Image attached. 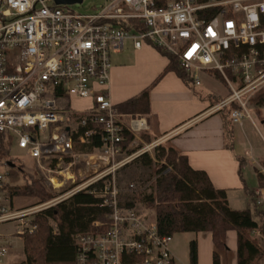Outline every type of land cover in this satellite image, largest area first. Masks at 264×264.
Returning a JSON list of instances; mask_svg holds the SVG:
<instances>
[{"label": "built area", "instance_id": "built-area-1", "mask_svg": "<svg viewBox=\"0 0 264 264\" xmlns=\"http://www.w3.org/2000/svg\"><path fill=\"white\" fill-rule=\"evenodd\" d=\"M157 1L110 0L92 14H78L54 0H0V153L3 146L9 158L13 148L23 151L49 174L50 190L58 195L18 210L9 196L18 186L10 181L8 159H0V225L22 221L13 233L0 234V264H9L10 238L35 230L26 217L86 190L110 213L74 236L75 264H178L174 237L160 236L154 221L123 205L115 177L157 146L148 144L133 155L121 146L124 131L136 139L149 131L143 117L125 124L110 97V57L122 52L126 41L134 50L146 44L175 57L196 87L201 75L218 76L228 95L205 112L229 109L232 125L242 132L244 121L251 123L262 157L246 139L241 167L264 179V134L250 114L264 91V0H172L163 7ZM78 100L84 103L80 109L73 103ZM94 136L100 150L75 153L76 144H89ZM76 161L92 173L60 196L66 183H74L69 169ZM65 162L63 174L59 168ZM135 188L128 185V191ZM253 194L255 205L263 207L264 189Z\"/></svg>", "mask_w": 264, "mask_h": 264}, {"label": "trees", "instance_id": "trees-1", "mask_svg": "<svg viewBox=\"0 0 264 264\" xmlns=\"http://www.w3.org/2000/svg\"><path fill=\"white\" fill-rule=\"evenodd\" d=\"M168 1L172 0H158L157 5L163 7ZM160 54L168 59V64L157 81L170 72L184 83L190 81L188 73L179 66L175 57ZM149 94L147 88L116 106L118 113L131 119L138 116L148 118ZM219 101H213L211 107ZM253 103L260 107L264 105V91L260 92L259 99ZM217 113L222 115L224 129L230 138L229 127L232 123L229 109ZM122 137V148L128 149L131 146L127 154H133L139 148L132 146L134 135L124 131ZM140 139L146 144L153 141L148 133L140 134ZM100 148L101 142L94 136L89 144H76L74 151L91 154ZM2 158H7V162L14 165L8 169L11 183L16 184L20 178L26 181L25 185L10 190V200L17 197L36 199V206H39L57 197V194L46 189L42 179L25 173L21 165L9 158L5 146L0 153V159ZM134 161L146 168L153 167L155 179L150 182L149 193L141 192L140 186L133 191H125L123 189L126 185L121 189L120 198H125L124 206L135 208L136 203H142L147 209L153 210L154 222L160 236L209 233L212 240V263L220 264L223 254L229 252L226 244L227 233L235 232L236 264H261L264 250L255 236L264 240V210L255 205L253 191L246 185L244 192L251 197L252 207L235 210L228 204L227 190L215 188L204 171L193 169L187 157L170 144L159 145L152 155L145 153ZM167 169L169 172L163 174ZM257 179L260 181L262 178L257 176ZM98 205L99 200L86 190L34 214L30 224L35 230L22 236L25 259L20 263L10 264H75L74 236L89 232L93 222L104 220L110 213L108 208ZM197 263V243L192 240L188 244V264Z\"/></svg>", "mask_w": 264, "mask_h": 264}, {"label": "crops", "instance_id": "crops-1", "mask_svg": "<svg viewBox=\"0 0 264 264\" xmlns=\"http://www.w3.org/2000/svg\"><path fill=\"white\" fill-rule=\"evenodd\" d=\"M135 51L141 55L140 57L144 61L148 62L149 71L139 85L130 87L126 84H120L126 73L125 67L112 68L111 65L108 89L115 108L149 88V85H154L153 97H150V116L148 118L143 117L149 127V131L146 133L150 135L152 131L155 136L161 138L173 133L168 144L185 155L193 169L204 171L215 188L227 190L229 206H231L229 194L233 191H243L249 197L244 192L246 184L242 178V170H240L245 149L241 155L235 154L233 145L228 146L227 138L229 137L224 129L222 115L217 112H205L211 107L213 101L222 100L226 94L216 93V95L211 96L210 105L206 106L201 101L195 100L192 92L177 80L173 89L163 94L164 84L173 73H167L168 75L165 74L159 81L157 80L167 66L168 59L163 56L165 62L162 65L157 54L158 51L146 44L140 50ZM122 119L125 124H128L131 118L125 115ZM254 153L256 157H262V153L261 157L257 151ZM193 240L197 243V264H213L211 234L198 233ZM226 244L229 249L227 256H230V262L222 257L220 264H236L235 232L227 233Z\"/></svg>", "mask_w": 264, "mask_h": 264}, {"label": "rangeland", "instance_id": "rangeland-1", "mask_svg": "<svg viewBox=\"0 0 264 264\" xmlns=\"http://www.w3.org/2000/svg\"><path fill=\"white\" fill-rule=\"evenodd\" d=\"M109 1L110 0H83L81 4L71 5L70 9L78 14H92L96 12L97 10H100V8ZM157 54L159 58L161 59V62L163 65L165 62L164 57L158 52ZM140 56L141 55L137 53V51H135L131 47L130 41L125 42V48L123 49L121 53L111 55L110 62H111L112 68L124 66L126 69V73L124 75V78L120 81V84H126L130 87H135L136 85H139L143 81L144 77L146 78V74L149 71V69L147 68L148 62L144 61L143 58ZM139 63H140V66H138ZM176 80L180 82L182 85H184L185 87H187L192 92L193 96L195 97V100L201 101L206 106L210 105L211 96L216 95V93L226 94L225 97L228 95V91H227L225 84L214 73H213V76L201 75V86H198V87H195L191 80L184 83L181 79H179L173 73L170 75V77H168L167 82L164 84L163 94L168 93L173 89V86L176 84ZM153 88H154V85H149L148 89L150 92L149 94L150 97H153V94H152ZM73 103H74V106L78 109L84 106V103L81 100L74 101ZM250 111H251L250 114L253 118V121L255 122L257 127L261 129V131L264 134V105L262 107L252 106ZM229 130H230L231 137L227 138V143H228V146L233 145V151L235 154L236 153L239 155L242 154L243 150L247 146L246 139H248L250 143L252 144L254 151L255 152L257 151L259 153V157H261L262 143L258 137V134L254 130L250 122L246 120L244 121V132H242L240 127L235 126V125L230 126ZM150 137L153 140L151 143L157 146L164 145L165 143L166 145L168 144L167 141H161L160 140L161 137L155 136L154 132L152 131L150 132ZM157 137L158 139H155ZM146 145L148 144H146L140 139V135L138 136V139L135 138V141L132 144L133 147L139 146V148L135 152H137L138 150H141ZM157 146L152 148L148 153L152 155L153 150ZM129 148H132V147L130 146ZM125 155L126 154L119 156L117 160L124 158ZM10 156L11 158H13V160H15L16 163H18L19 165L23 167V171L25 173L33 174L35 175L36 178L42 179L46 189H48V191L52 193L50 190L48 180L46 179L47 177H49V174H47L44 171L42 172L40 169L34 167L32 160L26 157L23 151L18 150L17 148H13L10 151ZM134 160L135 159L131 160L124 167L116 171L115 177H116L117 183L121 189L125 188V186L127 185V187L123 189L125 191H128L127 188L130 183H134L136 188L140 186L141 192L149 193L150 192V189H149L150 182L155 179L154 169L153 167H150V168L143 167L139 163H135ZM79 165L77 164V161H76L75 166H72V168L69 169V171H71L74 175L73 177L74 183L73 184L70 183L71 181L66 183L60 189V194H59L60 196L68 193L73 186L80 185L81 179L83 178L82 180H84V177L86 175L92 173V170L87 172L86 170L81 169ZM66 168H67V164L65 162L61 164L59 169H62L61 171H64L63 174H65ZM240 170H242V173H243L242 178L245 181L247 188L253 191L257 190L259 187H262L264 189V179L263 178L259 181L260 182L259 183L257 176H255L252 170L243 168L241 167V165H240ZM168 172L169 170L167 169L163 172V174H166ZM78 174L80 177L78 176ZM51 175L56 176L58 180H61V181L63 180L62 176H59L56 173L51 174ZM25 183L26 181L23 178H20V180H18L16 184L18 187H20V186L25 185ZM52 194H55V193H52ZM229 196L231 199L230 207L232 209L241 210V209L246 208L248 205L249 207H252L251 197H247L243 193V191H238V192L233 191L229 194ZM124 199L125 198L123 197L121 201L123 202ZM36 203H37L36 199L21 198V197H17L14 199V206L18 210H23V209H26L32 206H36ZM261 208L264 210V206ZM135 210L139 216L145 219L154 221V211L151 209H147L142 203H136ZM31 218L32 216L26 217L25 221L30 223ZM21 222H22L21 220H16L14 222L0 225V234L8 235V234L13 233L15 231L16 226H21ZM255 237L258 239L260 246L264 250V240L261 239L257 235ZM195 238H196V234L184 233V234L177 235L176 239L173 240L172 253L175 256L178 264H188V261H187L188 244L190 241H192ZM10 241L12 243L9 248V255L6 258V262L9 264L22 262L25 259L24 253H23L22 236L21 237L14 236L10 238ZM222 257L228 259V261L230 262V256H227V254H223ZM261 264H264V260L261 262Z\"/></svg>", "mask_w": 264, "mask_h": 264}, {"label": "water", "instance_id": "water-1", "mask_svg": "<svg viewBox=\"0 0 264 264\" xmlns=\"http://www.w3.org/2000/svg\"><path fill=\"white\" fill-rule=\"evenodd\" d=\"M83 0H54L56 5H74V4H81ZM8 167H13V163L7 162Z\"/></svg>", "mask_w": 264, "mask_h": 264}]
</instances>
